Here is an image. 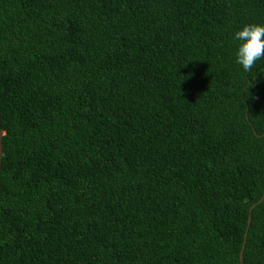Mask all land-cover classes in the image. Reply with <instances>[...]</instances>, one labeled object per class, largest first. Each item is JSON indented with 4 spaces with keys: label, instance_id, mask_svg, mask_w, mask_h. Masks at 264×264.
I'll return each instance as SVG.
<instances>
[{
    "label": "trees",
    "instance_id": "obj_1",
    "mask_svg": "<svg viewBox=\"0 0 264 264\" xmlns=\"http://www.w3.org/2000/svg\"><path fill=\"white\" fill-rule=\"evenodd\" d=\"M254 22L264 0H0V264H264Z\"/></svg>",
    "mask_w": 264,
    "mask_h": 264
},
{
    "label": "clouds",
    "instance_id": "obj_2",
    "mask_svg": "<svg viewBox=\"0 0 264 264\" xmlns=\"http://www.w3.org/2000/svg\"><path fill=\"white\" fill-rule=\"evenodd\" d=\"M236 44L234 59L247 73L264 59V22L247 23L232 36Z\"/></svg>",
    "mask_w": 264,
    "mask_h": 264
},
{
    "label": "water",
    "instance_id": "obj_3",
    "mask_svg": "<svg viewBox=\"0 0 264 264\" xmlns=\"http://www.w3.org/2000/svg\"><path fill=\"white\" fill-rule=\"evenodd\" d=\"M3 136H4V131H3V127H2V117H1V110H0V171H1V168H2V162H3V158L2 157H3V153H4V150H3ZM263 200H264V194L261 197V199L258 202L254 203L253 206L250 208L249 225L251 224L253 208L257 204L261 203ZM247 236H248V229H247L246 234H245V240H244L243 248H242V251H241L242 262H243V254H244V249H245V246H246Z\"/></svg>",
    "mask_w": 264,
    "mask_h": 264
}]
</instances>
